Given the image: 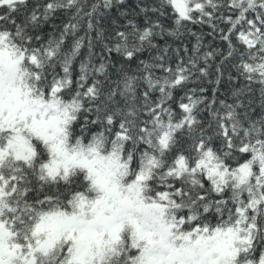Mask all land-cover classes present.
<instances>
[{"label": "snow or ice", "instance_id": "snow-or-ice-1", "mask_svg": "<svg viewBox=\"0 0 264 264\" xmlns=\"http://www.w3.org/2000/svg\"><path fill=\"white\" fill-rule=\"evenodd\" d=\"M0 264H264V0H0Z\"/></svg>", "mask_w": 264, "mask_h": 264}]
</instances>
